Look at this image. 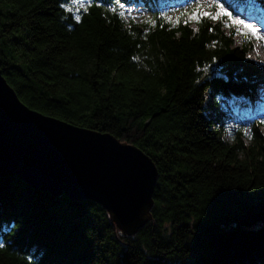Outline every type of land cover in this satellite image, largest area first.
Instances as JSON below:
<instances>
[{
  "label": "trees",
  "instance_id": "1",
  "mask_svg": "<svg viewBox=\"0 0 264 264\" xmlns=\"http://www.w3.org/2000/svg\"><path fill=\"white\" fill-rule=\"evenodd\" d=\"M166 1L0 0V69L19 99L136 145L158 170L132 236L94 201L0 176V264H264V68L246 25L264 0L174 14ZM131 3L149 16L127 20Z\"/></svg>",
  "mask_w": 264,
  "mask_h": 264
},
{
  "label": "water",
  "instance_id": "2",
  "mask_svg": "<svg viewBox=\"0 0 264 264\" xmlns=\"http://www.w3.org/2000/svg\"><path fill=\"white\" fill-rule=\"evenodd\" d=\"M12 174L54 197L96 202L128 236L152 218L158 170L150 156L28 107L0 69V176Z\"/></svg>",
  "mask_w": 264,
  "mask_h": 264
},
{
  "label": "rangeland",
  "instance_id": "3",
  "mask_svg": "<svg viewBox=\"0 0 264 264\" xmlns=\"http://www.w3.org/2000/svg\"><path fill=\"white\" fill-rule=\"evenodd\" d=\"M190 0H169L166 1L165 6L166 10H170L172 14L175 13L174 9L178 7L180 4H187ZM195 1L196 3H202L206 6H209L213 3V0H191ZM218 1V0H217ZM221 9L223 11H226V8L221 6ZM126 19L132 18L136 22H142L143 18L148 17V13L146 10L134 3H131L128 6V9L125 11ZM246 25H250L251 27H248L250 29L251 34L253 35V47L251 50V56L252 58L258 62V64L264 68V17L260 15V12L257 9L253 10V14H248V18H246ZM255 29V31H253ZM241 39L239 37H236V43H240ZM263 93V91H260ZM257 116L259 119H262L264 121V104H262L257 112ZM242 121L244 123H247L246 117L242 118ZM229 128H234L235 124L233 120H230L228 122ZM260 131L262 132V135L264 136V124L261 127ZM226 138H230L229 133L226 134ZM245 142H248V139H245Z\"/></svg>",
  "mask_w": 264,
  "mask_h": 264
},
{
  "label": "snow or ice",
  "instance_id": "4",
  "mask_svg": "<svg viewBox=\"0 0 264 264\" xmlns=\"http://www.w3.org/2000/svg\"><path fill=\"white\" fill-rule=\"evenodd\" d=\"M77 19H79V17H77ZM238 23H243L242 21H238ZM247 27H251L250 25H248ZM253 31H255V29H253Z\"/></svg>",
  "mask_w": 264,
  "mask_h": 264
}]
</instances>
